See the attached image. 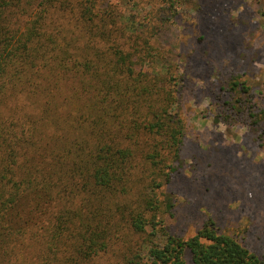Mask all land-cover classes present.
<instances>
[{
    "label": "trees",
    "instance_id": "16d2710c",
    "mask_svg": "<svg viewBox=\"0 0 264 264\" xmlns=\"http://www.w3.org/2000/svg\"><path fill=\"white\" fill-rule=\"evenodd\" d=\"M110 1L0 0V264H90L133 234L119 264H186V250L192 264H264L211 221L181 238L159 217L183 142L179 77ZM249 104L221 106L258 124Z\"/></svg>",
    "mask_w": 264,
    "mask_h": 264
},
{
    "label": "rangeland",
    "instance_id": "374dc122",
    "mask_svg": "<svg viewBox=\"0 0 264 264\" xmlns=\"http://www.w3.org/2000/svg\"><path fill=\"white\" fill-rule=\"evenodd\" d=\"M110 4L153 32L152 44L179 77L183 142L170 182L157 190L159 199L171 203L159 217L171 235L181 238L211 221L218 232L264 259V119L252 125L232 120L221 106L249 98L252 111L264 109V16L255 1ZM232 77L248 87V94L229 89ZM139 239L133 234L119 240L90 264H119ZM184 258L192 264L188 250Z\"/></svg>",
    "mask_w": 264,
    "mask_h": 264
}]
</instances>
